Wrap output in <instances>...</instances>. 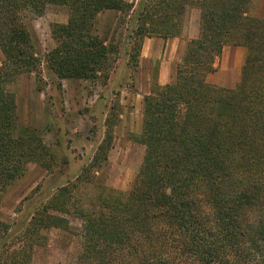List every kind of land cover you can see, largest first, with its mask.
Masks as SVG:
<instances>
[{"label":"trees","instance_id":"1","mask_svg":"<svg viewBox=\"0 0 264 264\" xmlns=\"http://www.w3.org/2000/svg\"><path fill=\"white\" fill-rule=\"evenodd\" d=\"M254 0H0V203L30 164L46 165L49 152L30 131L16 134L17 77L39 74L27 22L48 7L68 10L67 24L52 26L56 47L45 62L59 80L108 78L114 47L95 31L105 12L134 15L133 59L146 38L182 35L189 7L200 11V34L187 44L176 76L144 100L138 141L146 153L127 193L100 192L72 202L73 189L92 185L85 172L43 206L22 233L0 221V264H32L36 246L52 229L83 223L76 264H264V18ZM226 47L246 58L233 89L208 83ZM112 131L107 132L111 146ZM49 159V160H48ZM108 161L101 146L93 170Z\"/></svg>","mask_w":264,"mask_h":264},{"label":"rangeland","instance_id":"2","mask_svg":"<svg viewBox=\"0 0 264 264\" xmlns=\"http://www.w3.org/2000/svg\"><path fill=\"white\" fill-rule=\"evenodd\" d=\"M124 1L136 6L140 2ZM251 15L264 18V0L254 1ZM68 19L66 8L50 6L41 17L28 20L35 51L42 60L40 73L21 75L10 86L17 102L16 134L32 132L47 147L50 157L44 166L30 164L3 196L0 221L13 233L24 232L32 217L85 170L92 185L74 188L73 203L92 202L102 191L129 192L144 162L146 149L137 140L145 125V97L157 84V64L142 61L141 56L138 61L132 57L135 16L105 12L98 17L96 34L117 53L108 78L95 81L59 80L45 62L56 47L52 26L65 25ZM3 60L0 51V65ZM218 64L216 73L220 72ZM223 74L235 84L234 88L240 82L241 74L236 84L235 68ZM175 76L169 79L171 83ZM109 128L111 146L106 141ZM101 146L108 152V161L96 172L92 168ZM66 218L69 230L47 232L46 244L34 248L32 264H76L82 249L83 223L73 214Z\"/></svg>","mask_w":264,"mask_h":264},{"label":"crops","instance_id":"3","mask_svg":"<svg viewBox=\"0 0 264 264\" xmlns=\"http://www.w3.org/2000/svg\"><path fill=\"white\" fill-rule=\"evenodd\" d=\"M191 1L198 2L201 0ZM200 17V11L195 8L189 7L185 16V22L181 37L167 40L161 38H146L143 41L141 60L157 64L158 85L166 86L170 84L171 82L169 79L172 78L174 74L176 75L177 65L185 53L187 44L199 37ZM245 51L246 50L244 48L240 47H226L223 50L222 56L218 60V62H220V72L209 75L207 78L208 83L226 89L234 88L235 84L232 85L229 79L223 78V72L227 70L231 71L235 68V74L237 75V84L242 72V68L244 66L243 63L245 62L244 55L246 58ZM217 65L219 64L217 63Z\"/></svg>","mask_w":264,"mask_h":264}]
</instances>
